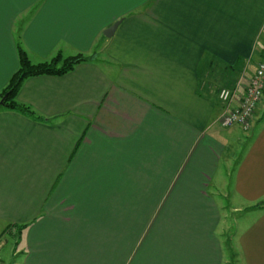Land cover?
Instances as JSON below:
<instances>
[{
  "label": "crops",
  "instance_id": "1",
  "mask_svg": "<svg viewBox=\"0 0 264 264\" xmlns=\"http://www.w3.org/2000/svg\"><path fill=\"white\" fill-rule=\"evenodd\" d=\"M263 49L264 0H0V96L19 50L92 57L0 109L2 264H264V103L219 99Z\"/></svg>",
  "mask_w": 264,
  "mask_h": 264
},
{
  "label": "built area",
  "instance_id": "2",
  "mask_svg": "<svg viewBox=\"0 0 264 264\" xmlns=\"http://www.w3.org/2000/svg\"><path fill=\"white\" fill-rule=\"evenodd\" d=\"M219 99L227 108L220 120L222 127L241 126L248 130L258 105L264 103V51L255 73L250 77L244 90L239 92L224 89L220 92Z\"/></svg>",
  "mask_w": 264,
  "mask_h": 264
},
{
  "label": "trees",
  "instance_id": "3",
  "mask_svg": "<svg viewBox=\"0 0 264 264\" xmlns=\"http://www.w3.org/2000/svg\"><path fill=\"white\" fill-rule=\"evenodd\" d=\"M264 51V50H263ZM92 57H85L83 55H78L70 58H62L57 56L50 62L41 64H32L28 56L22 50H19V70L10 80L9 84L3 91L5 103L3 107L10 111H15L17 113L23 114L25 116L35 119L34 113L30 108L20 105L16 101V97L23 85V83L31 77L41 76V75H52V76H63L73 71L74 68L84 62H89Z\"/></svg>",
  "mask_w": 264,
  "mask_h": 264
},
{
  "label": "rangeland",
  "instance_id": "4",
  "mask_svg": "<svg viewBox=\"0 0 264 264\" xmlns=\"http://www.w3.org/2000/svg\"><path fill=\"white\" fill-rule=\"evenodd\" d=\"M227 90H231V91H235V90H237V91H239V88L238 87H235V88H233V89H227ZM222 91V90H221ZM240 92V91H239ZM5 99H6V97H4V95L3 94H1V96H0V109H5V107H3V105H4V103H5ZM1 102H3V104H1ZM263 103H261L260 105H258V107H257V109H256V111H255V114H254V117L252 118V120H251V123H250V125H249V128H248V130H244L241 126H233V127H240L242 130H244L245 132H248V131H250L251 130V128L253 127V123H254V119H255V115H256V113H257V110L259 109V107L262 105ZM226 106V105H225ZM226 109L227 108H225V111H226ZM233 216H232V218H231V221L234 223V221L236 220V218L234 217L236 214H232ZM233 234H234V231L233 230H231V232H228L227 233V242L226 243H231V240H233ZM7 239H8V245L2 250V249H0L1 250V253L3 254L4 252L6 253L7 251H8V247H10V244H11V247H12V242H11V237H7ZM6 242V241H5ZM6 242V243H7ZM10 247V248H11ZM7 254V253H6ZM5 254V255H6ZM9 254V253H8ZM14 253H12L11 252V255H10V257H11V260L9 261V264H13V260H14V255H13ZM236 256H237V254H235ZM233 256H234V254H233ZM233 258H235V256L233 257ZM231 264H238L237 262H236V259H234L232 262H231Z\"/></svg>",
  "mask_w": 264,
  "mask_h": 264
},
{
  "label": "water",
  "instance_id": "5",
  "mask_svg": "<svg viewBox=\"0 0 264 264\" xmlns=\"http://www.w3.org/2000/svg\"><path fill=\"white\" fill-rule=\"evenodd\" d=\"M121 21L116 22L114 25H112L110 28H108L107 30L104 31L103 35L110 39L113 37V35L115 34L116 30L118 29V27L120 26ZM1 104H3V102H1Z\"/></svg>",
  "mask_w": 264,
  "mask_h": 264
}]
</instances>
